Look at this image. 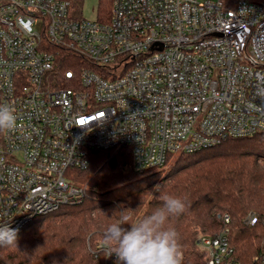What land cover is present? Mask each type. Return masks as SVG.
I'll list each match as a JSON object with an SVG mask.
<instances>
[{
    "label": "built area",
    "instance_id": "built-area-1",
    "mask_svg": "<svg viewBox=\"0 0 264 264\" xmlns=\"http://www.w3.org/2000/svg\"><path fill=\"white\" fill-rule=\"evenodd\" d=\"M0 104L18 120L0 132V224L20 233L84 201L77 172L94 152L128 150L144 175L264 135V0H112L108 21L66 0H0ZM218 218L197 236L205 264H238Z\"/></svg>",
    "mask_w": 264,
    "mask_h": 264
},
{
    "label": "trees",
    "instance_id": "trees-1",
    "mask_svg": "<svg viewBox=\"0 0 264 264\" xmlns=\"http://www.w3.org/2000/svg\"><path fill=\"white\" fill-rule=\"evenodd\" d=\"M77 10L81 0H66ZM112 0H101L99 21H108ZM88 186L84 201L38 217L17 234V246H0V264H105L104 228L119 212L142 216L160 207L162 191L181 197L185 211L171 225L179 236L182 264H205L199 232L217 235L218 215L231 218L230 241L238 264H262L264 255V135L228 139L194 154L180 155L168 171L139 174L128 150L98 151L90 167L77 172ZM133 211V212H132ZM257 223L246 224L249 213ZM115 256V255H113Z\"/></svg>",
    "mask_w": 264,
    "mask_h": 264
},
{
    "label": "clouds",
    "instance_id": "clouds-1",
    "mask_svg": "<svg viewBox=\"0 0 264 264\" xmlns=\"http://www.w3.org/2000/svg\"><path fill=\"white\" fill-rule=\"evenodd\" d=\"M17 115L9 104H0V132H11L17 127ZM161 192L162 204L142 216L119 212L115 222L102 233V250L108 257L115 255L117 264H182V247L171 220L182 214L186 202L179 196ZM18 229L0 224V246H17Z\"/></svg>",
    "mask_w": 264,
    "mask_h": 264
},
{
    "label": "rangeland",
    "instance_id": "rangeland-1",
    "mask_svg": "<svg viewBox=\"0 0 264 264\" xmlns=\"http://www.w3.org/2000/svg\"><path fill=\"white\" fill-rule=\"evenodd\" d=\"M101 0H81L80 5L77 7V10H72V14L74 17H80L88 20H95L98 17L99 5ZM178 155L173 157L172 162L163 170V172H168L174 164L177 162ZM202 233L199 232L198 235ZM200 250V249H199Z\"/></svg>",
    "mask_w": 264,
    "mask_h": 264
}]
</instances>
